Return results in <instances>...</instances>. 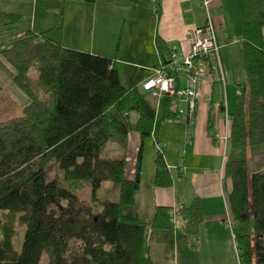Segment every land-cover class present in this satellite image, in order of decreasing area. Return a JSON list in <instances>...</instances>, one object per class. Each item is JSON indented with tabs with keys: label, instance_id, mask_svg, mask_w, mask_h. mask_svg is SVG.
Listing matches in <instances>:
<instances>
[{
	"label": "trees",
	"instance_id": "1",
	"mask_svg": "<svg viewBox=\"0 0 264 264\" xmlns=\"http://www.w3.org/2000/svg\"><path fill=\"white\" fill-rule=\"evenodd\" d=\"M130 4L133 13L137 0ZM21 23V15L0 12V60L27 98L19 117L0 124V264H40L44 256L46 264H153L135 198L154 106L145 93L121 85L114 61L65 49L46 33L21 31ZM239 45L245 80L230 114L223 192L238 264H264V167L248 169L264 149V0H242ZM155 49L159 65L166 66L172 50L159 37ZM170 104L166 99V118L177 121ZM131 114L137 115L133 130L140 146L133 177L126 179ZM110 142L119 156L104 154ZM50 163L64 181L88 182L91 203L49 180ZM106 182L118 189V200L100 202L96 210V192ZM152 185L172 186L161 149L155 151ZM200 222L194 199L187 206L157 207L149 230L180 231L196 250ZM14 223L24 227L19 251L12 244Z\"/></svg>",
	"mask_w": 264,
	"mask_h": 264
},
{
	"label": "crops",
	"instance_id": "2",
	"mask_svg": "<svg viewBox=\"0 0 264 264\" xmlns=\"http://www.w3.org/2000/svg\"><path fill=\"white\" fill-rule=\"evenodd\" d=\"M28 1L34 3L38 0ZM201 3L202 0H137L132 13L130 0H94L91 4L84 0H64L61 12H52L58 17L56 22L43 18L45 22L40 19L37 26L33 25L34 29H30L35 34L46 33L51 40L59 41L65 49L114 61L122 81V66L145 65L148 70L159 66L155 49L156 37L175 56L188 54V33L192 29L204 27L207 12L210 15L220 49L218 59H210V71L198 83L197 111L193 126L187 127L180 120H168L165 113L166 99L159 98L158 102L152 104L155 111L160 107L163 115L157 119L155 114L153 132L146 141L149 142L153 160L155 151L164 147L161 152L172 179L170 188H154L153 160L145 170L142 160L140 186L135 203L139 221L148 227L145 239L153 264H238L233 239L222 226L224 220L231 218L226 194L223 192L222 177L228 148L227 143L217 142L213 135L221 137L229 129L230 114L238 94L236 86L242 85L245 80L243 69L236 74L226 61L232 45L230 39L237 41L241 36L242 0H209L207 12ZM31 11L34 17L37 16L33 8ZM0 12L19 13L11 9ZM121 21L124 22L122 26ZM60 22L61 36L58 38L55 29ZM144 35L148 40L147 49L140 44ZM126 48H130L128 54L125 53ZM239 60L241 63V53ZM150 77L151 75L140 78L136 75L129 87L140 90L141 84ZM123 87L127 89L126 86ZM181 105L180 101L176 102V110L179 112L185 109ZM136 120L137 115L135 122ZM131 133L127 142L130 140L131 144L139 143L140 146L139 136L133 131L135 135L130 137ZM226 186L228 188L229 184ZM194 199L201 206L196 250L188 248L187 238L180 231L149 230L157 207L187 206Z\"/></svg>",
	"mask_w": 264,
	"mask_h": 264
},
{
	"label": "rangeland",
	"instance_id": "3",
	"mask_svg": "<svg viewBox=\"0 0 264 264\" xmlns=\"http://www.w3.org/2000/svg\"><path fill=\"white\" fill-rule=\"evenodd\" d=\"M63 1L64 0H38L33 3V1H28V0H0V11L8 10V9L17 10V12H19L18 14L21 15L22 17L21 31H23L25 28L34 29L33 25L37 26L38 21L43 18H47L49 21L56 22L58 17L54 13L61 12ZM32 3H33V6H32ZM32 8L37 15L35 17L34 15H32V11H31ZM110 14H112V12H110ZM143 17H145L144 14H143ZM42 21L45 22L46 20L43 19ZM123 23L124 22L121 21V26ZM55 31H57V35L59 38V36H61L60 35L61 34L60 32L61 22L59 23V26L56 27ZM233 40L235 39H230V42L232 41V45L230 46V55H228L229 57L226 58V61L228 62L227 65L229 66V68L234 69L236 71L235 73L237 74V72L239 73L240 70L242 71L243 69L241 65L242 60H241V63H239L240 61L239 60L240 59V52H239L240 39H238L237 41H233ZM147 43H148V40H146V36L144 35L143 40L142 42H140V44L142 45V47L144 46L147 49ZM219 46L220 45L218 44V47ZM129 49L130 48H126L125 53H127ZM126 62H129V61H126ZM126 64H129V63H126ZM116 67H117V64H116ZM153 68L151 70H148L146 69L145 65L122 66L120 67L121 78H122V81L120 82L128 88L130 86L129 84H132L134 77L136 75L140 76V78L149 77L150 75L152 76V73L154 71ZM35 76L36 75H35L34 70L31 69L29 71V77L35 78ZM238 88L239 87L236 86V89ZM146 94H147L146 95L147 99L152 104H155L156 101L158 102L159 98L156 99L150 96L149 93H146ZM26 104H27V98L12 82L11 70L8 68V66H6L3 63V61L0 60V124L19 117L22 109L24 108V106H26ZM183 105L184 104L182 103L181 106ZM162 111L163 110L160 107L158 109L156 108V118L157 119H159V117L160 118L162 117L163 115ZM130 124H131V129L133 130L134 124H135V114L131 116ZM133 131H131L132 133L130 134V137L135 135ZM228 134H229V129L225 131V135L223 134L221 136L222 139L226 135L228 137ZM128 139H129V136H128ZM228 142H229V138L226 141L227 143L226 148H228ZM127 143H128V146L126 147V150L124 152L125 159H126L125 177L126 179H131L134 173V165H135V160H136V156H137L138 149H139V143L131 144L130 140ZM163 148L164 147L162 146L160 147L162 152H163ZM104 154L108 155L109 157L119 156L120 150L115 143L110 142L107 145ZM142 160H143V170L146 169L147 165L151 166L153 157H152V151L150 149L148 141H145L143 144ZM262 167H264V149L261 150L258 158H254L248 163L249 171L259 170ZM47 178L49 180L56 178L59 182V185L62 188H65L71 193H73L75 196H77L79 200L86 202V203H91V187L88 182L64 181L61 172L57 170L56 166L53 163H50L47 168ZM95 199H96V202L94 203L95 208L96 210H99L98 203L100 202H103V201L117 202L118 189L116 187H113V185L109 182L103 183L101 187L99 188V190L96 192ZM13 226H14V237H13L12 244H13L14 249L16 251H19L21 248L22 241H23L24 227L20 226L18 223L16 224L14 223ZM40 264H46L45 256L43 257Z\"/></svg>",
	"mask_w": 264,
	"mask_h": 264
},
{
	"label": "built area",
	"instance_id": "4",
	"mask_svg": "<svg viewBox=\"0 0 264 264\" xmlns=\"http://www.w3.org/2000/svg\"><path fill=\"white\" fill-rule=\"evenodd\" d=\"M209 0H202V7L207 12ZM190 46L189 53L177 57L172 55L166 66L159 65L154 69L152 76L141 84L140 91L149 93L154 98L170 100V110L178 114V118L187 127L193 126L197 111V86L209 71L207 62L218 59L219 47L216 30L210 15L207 12L204 27L192 29L187 35ZM222 81L223 75L221 74ZM184 104V111L176 110V102ZM214 140L226 144L227 135L219 137L213 135ZM233 239L234 221L228 218L222 223Z\"/></svg>",
	"mask_w": 264,
	"mask_h": 264
}]
</instances>
